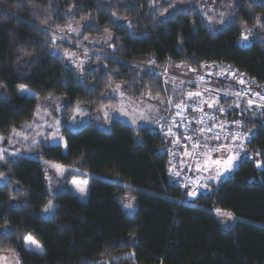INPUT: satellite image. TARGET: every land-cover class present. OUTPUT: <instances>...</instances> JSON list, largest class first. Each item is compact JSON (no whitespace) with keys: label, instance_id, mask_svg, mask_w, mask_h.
<instances>
[{"label":"trees","instance_id":"obj_1","mask_svg":"<svg viewBox=\"0 0 264 264\" xmlns=\"http://www.w3.org/2000/svg\"><path fill=\"white\" fill-rule=\"evenodd\" d=\"M231 1V21L213 31L198 0H0V136L7 138L13 128L32 121L48 99L64 110V125L78 102L87 105L93 119L76 131L62 128L66 149L42 145L34 158L17 156L0 164L6 179L0 185V254L15 255L21 264H109L112 257L119 264H264V166L256 167L257 161L264 165L260 110L239 108L255 133L247 146L253 159L240 160L233 176L217 185L195 163L205 153H220L213 149L226 143L206 139L202 144L209 147L195 156L164 155L158 152L166 145L164 137L149 126L94 123L102 110L116 106L108 97L116 85L133 100L167 107L168 98L178 97L181 89L165 83L160 71L166 66L198 73L204 64H226L264 86V27L257 25L264 18V0ZM73 5L74 14L66 15ZM47 17L52 19L43 23ZM76 21L87 22L83 40L113 35L108 47L91 56L81 79L51 43L52 32ZM244 27L259 29L248 47L238 43ZM151 60L159 72L143 68ZM22 87L35 96L20 95ZM44 162L73 171L51 189ZM186 164L205 179L206 191L195 200L169 180ZM87 175L92 177L82 201L69 182ZM128 194L137 204L133 212L121 204ZM49 200L55 208L45 218ZM215 210L230 212L237 222L224 229ZM29 234L42 254L25 248Z\"/></svg>","mask_w":264,"mask_h":264},{"label":"rangeland","instance_id":"obj_2","mask_svg":"<svg viewBox=\"0 0 264 264\" xmlns=\"http://www.w3.org/2000/svg\"><path fill=\"white\" fill-rule=\"evenodd\" d=\"M200 3L199 12L202 14L203 19L208 25H215L213 31H218L216 28L225 27L230 21L232 17V12L234 8V4L231 0H198ZM231 5V7H229ZM213 9L212 12H208V16L213 17L211 21L205 16V12L209 9ZM223 12L225 15L223 19L220 17V13ZM71 25L76 31L68 32L66 27L61 28V30L57 32H52V35L55 34L56 41L54 49V53L58 54L61 59L64 61L65 65L71 68L79 77L80 79L83 77L85 68L89 65V61L91 60L92 55H99L96 51L97 49L106 48L109 46L110 42L113 40V35L110 33H105L101 37H85L83 40V33L85 28L87 27V22L84 21H76L70 22ZM211 27V26H210ZM245 29L249 30L248 32ZM259 29L257 28H247L244 27L242 34L248 35L247 41H243L240 39L238 41L240 46L248 47L251 43V39L258 33ZM79 33V35H77ZM250 33V34H249ZM64 36L65 39L61 40L60 37ZM111 37V40L108 38ZM242 37V36H241ZM65 45L70 47L68 49H64ZM79 45V46H78ZM64 46V47H63ZM76 47L75 50H71V47ZM85 51H87V55H85ZM148 67V68H147ZM148 70L159 72L160 69L155 67L153 60H151L146 67ZM165 72H168L175 80L171 82L173 87L177 88H184L185 84H181L180 81H187L190 79L195 78L196 72L193 74L184 67L179 66L174 68L172 66H166L164 68ZM200 73V72H198ZM169 82V80H168ZM117 86V85H116ZM116 86L113 87L108 97L111 96L116 101L115 107H109L101 111V116L95 119L94 123L96 122L99 127H107L111 120H119L121 122L127 123L129 125L134 126L135 128H143V127H154L157 125L164 114V106L161 104L151 101L149 99H140V100H133L129 98L125 92L123 91L122 85L120 86L119 90H116ZM26 89V88H25ZM187 89V88H185ZM188 91H192L187 89ZM18 93L20 95H25L27 97H34L35 93L26 89L24 93H21L19 90ZM196 98V97H194ZM46 105L52 108V110H48L45 107L46 105H40L37 109L34 118L32 121L25 123L21 127L17 128L19 132V136L13 138V142L11 144L8 143V140L11 138L10 135L4 138L3 143H0V148H4L8 150V153H16V155H6V158H12L17 156L22 157H30L34 158L36 155L37 149L42 145H61L64 149H66L65 141L62 138L61 131L63 127H67L73 131L80 129L82 126L91 123L93 121L92 117H90V110L87 105L78 102L73 107V112L70 114V119L66 125L63 123V116L65 114L64 110L58 106L52 99L46 100ZM58 129V130H57ZM12 132V131H11ZM25 135L28 137L24 139ZM35 140L37 143L33 144L32 141ZM35 151V152H34ZM231 153H224L220 151V153H205L199 162L195 163V169L199 168V171L202 176H208V171L206 168L212 169V175H216L217 167L212 161L216 159H226L228 155ZM36 158V157H35ZM241 160V159H240ZM235 159L232 169L229 172H225L223 176H221L218 180H209L214 185L220 183V181L225 180L229 177L233 176L234 170L240 161ZM258 162V161H257ZM256 162V164H257ZM46 165V179L47 183L49 182L53 187H58L60 183H63L64 179L67 177L69 173L73 170L68 169L67 167L57 165L54 163L44 162ZM1 164V163H0ZM257 167V166H256ZM258 168V167H257ZM258 169H262L259 167ZM219 170H223L221 167ZM92 176L87 175L85 180H72L69 182V186L75 196L82 200L86 201L88 197V190H89V182ZM6 179L0 175V185L5 183ZM211 184V183H209ZM80 188L84 189V193L81 194L79 191ZM53 203V202H52ZM126 203H131L132 208H125L124 205ZM54 204V203H53ZM121 204L123 205L124 209L128 212H133L136 209V201L135 198L131 195H126L124 198L121 199ZM53 209L50 212L42 211V215L45 218H48ZM230 212L223 211V210H215L214 215L221 224L224 229L232 228L237 219L235 216H229ZM25 246V242H24ZM28 251L42 254L40 252L30 250L29 247L25 246ZM43 248V247H42ZM0 264H21L18 257L12 254L3 253L0 254Z\"/></svg>","mask_w":264,"mask_h":264},{"label":"built area","instance_id":"obj_3","mask_svg":"<svg viewBox=\"0 0 264 264\" xmlns=\"http://www.w3.org/2000/svg\"><path fill=\"white\" fill-rule=\"evenodd\" d=\"M206 67L211 65V64H204ZM204 67V68H206ZM229 70H231L229 72ZM233 69L228 66V65H220L219 69L210 74V77L204 76V73L202 74H196L195 78L187 80L185 85H190L192 88L193 87H198L200 85H203V94L201 97H192L188 98L187 94L185 95H179L178 97L173 96V104L171 107L168 106L167 108L169 112V117H168V123L169 126L166 129H158L155 130L157 133L161 134L162 137H164L166 145L171 147V150L176 152V154L179 153H185V152H190L191 155L198 154L200 153L199 151L201 150L202 147H194L192 142L189 140L184 139V135H190L193 140L199 141L201 144L204 140H206V137L209 138L208 140L213 141L214 143H226L227 145H231L232 141L226 140L225 138L229 136L231 132L234 131H239L243 133V130L245 129V122L241 118L234 119L232 117H229L227 113L229 110H234L238 109L236 107L235 101L237 100V97L234 95H231L229 90H223L219 89L217 86L216 79L223 77L226 78L228 82L231 81L232 76H233ZM239 78L243 79L245 81L244 84H242V88L240 91H244L247 89H250L251 92H264V86H261V88L255 87L254 82L250 80L249 78L246 77L243 73L237 72ZM240 74H243L242 76ZM199 77H204V80L201 81L198 78ZM190 81L191 83H188ZM206 89H212V91H207ZM225 93H228V95H225ZM220 96H227L228 99H231L232 104L230 107H225V112L222 114L219 109L222 107L218 106V103H214L212 108H209L207 106V103H203V100H208L209 102L211 101H216V99L220 98ZM247 98H245L246 100ZM181 100H184L187 104V106L184 108L182 112L178 113V109H176L175 104L180 103ZM199 104L200 108H202V111L200 108H197L196 110H193V107L195 105ZM241 105L247 106L246 103H241ZM240 105V106H241ZM248 107V106H247ZM214 117V119H210L209 117ZM225 117V118H222ZM201 118H203V122H201ZM171 121H176V124H173ZM234 121H242L244 124V127L242 128H236L234 125ZM221 122L226 123L227 125L221 124ZM213 125H216L213 127ZM211 127V131H205L204 133H200L196 131L197 129L200 128H209ZM230 127H233L231 130ZM171 128V135L168 134L169 129ZM215 135H219L220 139L217 141L214 138ZM177 136L181 137V142L178 141ZM253 138L252 135L248 137L247 140H243V137L241 138L243 142H249ZM239 143V141L237 142ZM230 153H234L235 146L229 148L226 147V149ZM191 159H194L191 157ZM171 179L173 181H178L180 180L181 187L187 191V194L190 191H194L196 195L194 196H189V198L196 199L199 195L203 194L206 191V186H205V180L197 175H194V173L191 172V170H188L183 176H179L177 173H173L171 175Z\"/></svg>","mask_w":264,"mask_h":264},{"label":"snow or ice","instance_id":"obj_4","mask_svg":"<svg viewBox=\"0 0 264 264\" xmlns=\"http://www.w3.org/2000/svg\"><path fill=\"white\" fill-rule=\"evenodd\" d=\"M215 2V0H214ZM76 7V5H73L69 8L68 10V13H66V15H73V9ZM229 7H231V5H229ZM213 9L209 8L206 12H205V16L209 19V21H211L213 19V17L211 16H208V12H212ZM113 15H115V12L113 13ZM224 13L221 12L220 13V17L221 19H223L224 17ZM52 18L51 17H47L45 18L42 22L43 23H48L49 20H51ZM257 25L260 26V27H264V18H260L257 20ZM62 30H66L68 32H72V31H76V29H74L71 25H68L66 26V29H62ZM105 31H107V29H105ZM246 32H248L249 30L245 29ZM250 34V33H249ZM77 35H79V33H77ZM61 40L65 39L64 36H61L60 37ZM109 40H111V37L108 38ZM241 39L243 41H247L248 39V35L246 34H242V37ZM55 41H56V36L55 34H53L52 36V40H51V43L52 44H55ZM113 44H114V41H113ZM79 46V45H78ZM85 55H87V51H85ZM201 67H206L205 65H201ZM189 71H194V69H189ZM231 70H229L230 72ZM241 76L243 74H240ZM175 79V77L173 78ZM199 80L203 81L204 80V77H199L198 78ZM165 83H168V81H165ZM181 84H184L186 83V81H183L181 80L180 81ZM188 83H191L190 81H188ZM239 83L240 84H244L245 81L243 79H240L239 80ZM3 85H0V87H2ZM120 89V86L117 85L116 86V90H119ZM207 91H212V89H206ZM21 93H24L26 91V89L24 87H22L20 89ZM151 95V94H150ZM225 95H228V93H225ZM231 95H234L235 97H237V100L235 101V104H236V107L239 108L241 103H246L247 106H248V111H251L253 112V114L256 113V110H260V114L261 115H264V92H251L250 89H247V90H244V91H234L231 93ZM157 96H159V93H157ZM202 96V93L200 91H196V92H188L187 93V97L190 99L192 97H201ZM245 98H247L245 100ZM203 103H207V106L209 108H212L213 107V104L214 103H217V101H211L209 102L208 100H203L202 101ZM161 103H164V101H161ZM168 106L171 107L172 104H173V100L172 98H168ZM187 106L186 102L184 100H181L180 103H176L175 104V107L176 109H178V113L179 112H182L184 110V108ZM197 108H200V105L197 104L193 107V110H196ZM200 110L202 111V108H200ZM219 111L223 114L225 112V109L223 108H220ZM241 115H244V112L242 111L241 112ZM210 119H214V117H209ZM201 122H203V118H201ZM177 122L176 121H173V124H176ZM235 127L236 128H242L244 127V124L242 121H234L233 122ZM216 125H213V127H215ZM58 130V129H57ZM196 131L200 132V133H204L205 131H211V127L205 129V128H200V129H197ZM169 135H171V128L169 129V132H168ZM251 135V133L245 135L239 131H234V132H231L229 134V136H227L225 139L226 140H231L232 141V144L231 145H227V144H217L215 146V148L213 150H217V149H223L225 147H233L235 146L236 148H239L240 150H243V140H247L248 137ZM19 136V132L17 131L16 128H13L12 129V132H11V138L8 140V143L11 144L13 142V138ZM243 137V140L241 139ZM28 137L25 135L24 139H27ZM214 138L218 141L220 139L219 135H215L214 134ZM184 139L185 140H189L192 142L193 146L194 147H204V148H207L209 147L207 143H204V144H201L199 141L197 140H193L192 137L190 135H187L185 134L184 135ZM206 139H209L206 137ZM4 141V138L2 136H0V143H3ZM239 141V143H237ZM33 144L37 143L35 140L32 141ZM187 154V153H186ZM259 154V153H258ZM6 155H16V153H8V150L7 149H4V148H0V163H6L7 160H6ZM239 155V152H234L233 154H230L227 156L226 159H216L214 161H212L213 164L216 165L217 167V170H216V175L213 176L212 175V169L211 168H206V170L208 171V176H207V179L209 180H218L221 176L224 175L225 172H229L231 171L232 169V165L236 159V156ZM195 159V157H194ZM256 166L259 168V167H262L264 165L261 164V162H257ZM223 168V170H219L220 168ZM197 171H199V168H197ZM79 191L81 192V194L84 193V189L83 188H80ZM189 196H194L196 195V193L194 191H190L188 193ZM54 207V204L52 203L51 200H49L48 204L44 207L43 211L44 212H50ZM125 208H129L131 209L132 208V204L131 203H126L124 205ZM229 216L231 215L230 213L228 214ZM4 235H7V231L5 230V232L3 233ZM24 242H25V246L29 247L30 250H34V251H37V252H40L42 253L43 252V248L42 246L39 244V242L37 240L34 239V237L32 235H26L24 236ZM134 254H129V256H132ZM103 264V262H102ZM109 264H119L118 262V258L117 257H112L110 258V262Z\"/></svg>","mask_w":264,"mask_h":264},{"label":"bare ground","instance_id":"obj_5","mask_svg":"<svg viewBox=\"0 0 264 264\" xmlns=\"http://www.w3.org/2000/svg\"><path fill=\"white\" fill-rule=\"evenodd\" d=\"M220 65H226V64H211V65L207 66L206 68L203 67V70L200 72V74L204 73V76L210 77V74L216 72L219 69ZM228 66H230V65H228ZM230 67L233 69V72H234L231 81L228 82L226 78L220 77V78L216 79V82H217V86H218L219 89L229 90V92L232 93L234 91H240V89L242 88V84L239 83L240 78H239L238 74L236 73V71L237 72H239V71L237 69H235L234 67H232V66H230ZM160 74L164 78L165 81L169 80V81L173 82L175 80V79H173L174 77L171 74H169L168 72L160 71ZM253 82H254V86L255 87L261 88L260 84H258L255 81H253ZM187 86L190 87V88H187V89H189V90L192 89L193 92L200 91L203 94V85H200V86H198L196 88L195 87L192 88L190 85H187ZM216 101L218 103V106L222 107V108L230 107L231 104H232V102H231L232 100L228 99L227 96H220V98L216 99ZM240 107L248 108L247 106H244V105H241ZM166 108L167 107H165V108L163 107V109H164L163 117H162L161 121L157 125H155L154 127H151V129H150L151 133L158 134L155 130L166 129L169 126V123H168L169 112H168V109H166ZM239 108L238 109H234V110H229L227 115L229 117L234 118V119L241 118L244 121V117H243V115H241L242 111ZM222 118H225V117H222ZM171 122H173V121H171ZM221 124H223L225 126L227 125L224 122H221ZM230 129L232 130L233 127H230ZM249 133H251L253 138L249 142H243V150H240L239 148L235 147V150H236L235 152H239V155L236 156V159H238V160H240V159L241 160H252L253 159V155L247 150V146L255 138V133H254V131L249 129L248 126H246V123H245V129L243 130V134L247 135ZM177 139L180 142L182 141L180 136H177ZM171 151H172L171 147L168 146V145L162 146L158 150V152L160 154H164V155H167L166 153H169ZM170 156H172V155H170ZM182 167H183V169H181V171H177L178 175L180 177L183 176L186 173L187 170H192L193 169V164H186L185 166H182ZM197 176H200V175H197ZM169 180H171L172 182L176 183L181 188L183 194L186 193V190H184L181 187V184H180V180L181 179L178 180V181H173L172 179L169 178Z\"/></svg>","mask_w":264,"mask_h":264},{"label":"crops","instance_id":"obj_6","mask_svg":"<svg viewBox=\"0 0 264 264\" xmlns=\"http://www.w3.org/2000/svg\"><path fill=\"white\" fill-rule=\"evenodd\" d=\"M183 92L187 94V93L190 92V91H188L187 89H184ZM130 126H132V125H130ZM132 127L135 128L134 126H132ZM137 128H138V127H137Z\"/></svg>","mask_w":264,"mask_h":264}]
</instances>
